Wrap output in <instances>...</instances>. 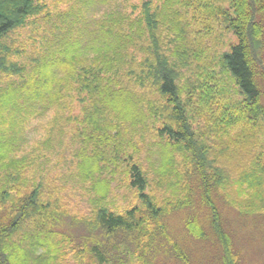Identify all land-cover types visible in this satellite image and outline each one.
Wrapping results in <instances>:
<instances>
[{
  "label": "trees",
  "instance_id": "1",
  "mask_svg": "<svg viewBox=\"0 0 264 264\" xmlns=\"http://www.w3.org/2000/svg\"><path fill=\"white\" fill-rule=\"evenodd\" d=\"M67 1L0 0V264H122L124 244L153 264L162 220L195 199L238 264L217 195L264 214V0Z\"/></svg>",
  "mask_w": 264,
  "mask_h": 264
},
{
  "label": "rangeland",
  "instance_id": "2",
  "mask_svg": "<svg viewBox=\"0 0 264 264\" xmlns=\"http://www.w3.org/2000/svg\"><path fill=\"white\" fill-rule=\"evenodd\" d=\"M39 1L45 3L51 13L63 12L70 5L67 0ZM101 8L103 9V7ZM221 32L222 31L218 28L211 31L210 36L206 40L208 44L211 45L214 38L220 35ZM22 34H24V36L21 38V35L18 38V40L21 38V42H18V45L25 46L26 53L16 56V61L28 65V58L31 56H28V54L38 49L40 44L36 42L34 36L28 34V29L24 30ZM229 38L231 41H236L232 35H230ZM28 48H30L29 53ZM78 106L79 103H76L75 114L80 113L79 108H77ZM52 117L53 114H49L46 118L34 124L35 132L31 134L32 140H39L46 137V129L51 126L50 122ZM24 137L28 144V128ZM155 181L159 183L157 180ZM154 190L156 191V188H154ZM160 191L158 190L160 196H162ZM70 197V200L78 206V212L82 215L84 214V216L89 214L88 205L85 199L83 200L81 191H78L76 195L73 194ZM222 198H224L223 195H217V203L220 208V228L231 238L233 250L238 256V264H264V214L251 216L242 215ZM134 200L135 197L132 202ZM126 201L123 202V200L118 199L117 205L128 203ZM137 205L142 207V204L138 202V200ZM162 224L164 225V229H157L156 237L159 243L161 241L163 242L164 247L162 248L163 251L158 256L154 250L149 254V256L155 255L153 264H225L224 249L217 239L216 233L212 230L208 211L200 204L199 199H195L194 206L190 208L170 211L162 220ZM66 230L73 232V236L77 238V240H80L83 236H87V234L89 235L87 228H83L82 226L66 227ZM167 239L170 240L168 241ZM174 244H178L185 252L188 258L187 263H183L175 257L172 251ZM107 248L110 250L109 253L111 254V248ZM120 250L123 259L122 264H132L128 257L129 253L133 250L128 248L125 244L121 245ZM140 254H142V251H140ZM117 255L119 254L117 253L115 256L111 255V264H117ZM88 257L87 259H89ZM91 264L94 263L91 262Z\"/></svg>",
  "mask_w": 264,
  "mask_h": 264
}]
</instances>
